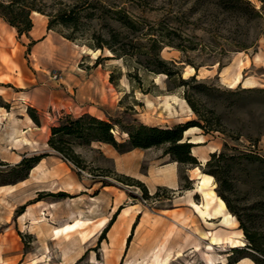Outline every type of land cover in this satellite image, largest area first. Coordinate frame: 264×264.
Masks as SVG:
<instances>
[{"label":"rangeland","instance_id":"obj_1","mask_svg":"<svg viewBox=\"0 0 264 264\" xmlns=\"http://www.w3.org/2000/svg\"><path fill=\"white\" fill-rule=\"evenodd\" d=\"M52 1L55 4L58 1L73 2ZM246 1L259 11L260 16L252 13L250 7L242 6L235 13H227L216 8L210 0L103 2L122 9L139 26V37L151 26H174L189 39L184 44L194 49L181 52L164 47L160 55L175 62L181 76L187 65L197 67L196 79L219 90L198 97V104L202 111L204 108L215 110L225 127L223 133L208 134L194 129L190 139L195 142L200 139L197 145L204 146L199 156L201 160L209 159L210 153L206 150L221 151L224 142L229 148L234 147V150L225 149L234 157L220 163L222 186L219 188L213 178V192L221 198L217 193L220 190L244 220L257 216L250 227L264 231L263 213L257 211L258 202L264 199V162L250 161L241 156L243 152L252 150L264 158V95L246 93L237 105L229 106L232 98L224 92L264 89V0ZM31 19L35 28L47 26L45 15L32 16ZM110 22L82 20L81 25L99 29L98 26H106ZM51 36L54 39L48 45L49 39L43 41V37L18 38L15 30L0 19V264H34V260L39 261L37 264H146L150 252L157 248L163 250L162 259L181 252L178 260L167 264H226L230 251L235 248L228 242L215 245L206 252L207 240L200 241L187 233L169 239L170 230L163 234L157 232L154 238L140 237L137 240L134 231L139 223V211L144 214L142 226L145 231L156 229L162 232L164 228L158 224V215L170 207L174 192L160 188L157 196H153L154 193L150 194L148 190L144 194L140 187L125 184L130 182H120V174L114 170L113 163L104 157L102 150L94 147L95 144L76 149L86 162V170L76 172L69 164L50 157L35 174L29 171L26 179L15 181L18 175L10 172L9 168L23 156L49 151V127L56 125L62 115L90 113L100 119L119 122L122 129L136 122L163 125L172 124L179 118L183 122L197 119L180 100L187 87L172 90V102H165L167 89L173 88L166 76L147 74L133 58L105 59V50L95 65L96 59L74 47L56 31ZM253 39H256L255 44L248 49L235 47L248 45ZM32 40L35 43L31 45ZM110 72L113 73V83L109 82ZM134 74L137 77L134 78ZM77 77L85 81L90 78V83L80 92ZM28 107L36 110L40 126H36L27 115ZM13 132L16 135L10 141ZM113 134L117 141L126 138L118 128H114ZM22 135L33 144L24 146ZM252 140L256 141L254 146L251 145ZM157 150L161 152L159 149L150 152ZM142 164L144 167L145 163ZM185 169L192 168L179 165L182 175ZM190 175L194 177L192 184L196 185L195 173L191 171ZM98 180L113 185L101 187ZM191 197L195 202L201 201L199 194L193 193ZM43 209L51 210L49 220L56 224L71 223L74 219L90 224L57 239L46 238L42 230L27 227L21 216L26 210L27 216L37 215L38 220H43L47 215L43 214ZM124 209L127 212L124 213ZM117 211L114 222L103 232ZM226 212L229 211L226 209ZM229 213L234 219L231 226H222L219 219L207 223L195 214L193 219L201 226H198V234L211 231L223 241L228 238L237 240L242 230L236 216ZM102 220H106L104 227H97ZM128 225L129 231L125 233ZM89 232L95 234L84 243L83 235ZM190 240L193 247L186 249ZM239 241L236 248H246L244 236ZM195 246L199 248L197 251H194ZM232 258H237V255ZM237 264L256 263L243 258Z\"/></svg>","mask_w":264,"mask_h":264},{"label":"trees","instance_id":"obj_2","mask_svg":"<svg viewBox=\"0 0 264 264\" xmlns=\"http://www.w3.org/2000/svg\"><path fill=\"white\" fill-rule=\"evenodd\" d=\"M67 4L65 2L52 0H0V19L9 27L13 28L18 38L25 36L29 38V31L33 23L31 13L37 12L48 18L46 29L56 31L66 40L79 46H85L91 50H100L102 53L105 49L111 53L105 59H126L133 58L147 74L160 75L164 74L168 82L172 83V89L168 88L167 93L177 88H185L182 93L183 99L190 110L196 115V120H188L176 123L171 126L146 125L142 122L127 124L126 129H122L119 122L105 120L96 117L90 113H83L78 116L65 114L58 118L57 124L49 127V136L47 147L49 151L23 156L16 164L9 168L10 172L18 176L16 182L24 180L28 172L43 158L54 154L62 161L69 164L71 169L80 172L87 169L85 160L76 152L79 148H88L93 144H106L111 146L117 153L123 154L134 149H159L161 157L167 156L171 162L178 165H189L191 168L203 167L202 172L211 175L218 186L220 182V163L226 158L233 159V154H228L225 149L234 150V147H228L224 142L223 149L219 152H212L209 159L204 165L192 155L191 148L195 144L184 139V132L189 128L196 127L203 131L204 134L211 132L223 133L224 125L221 122V116L215 113L212 108H204L202 111L198 104V97L208 95L209 93L218 92L219 90L207 82L196 79V74L183 78L180 74L179 67L173 61L165 60L161 57L160 52L164 47H172L181 52L187 49H194L184 44L189 41L183 36L182 31L174 26H151L149 31L141 33L139 37V26L128 17L122 9H116L104 0H72ZM216 8H220L227 13H235L238 7L249 8L256 16H260L246 0H210ZM58 5V6H56ZM82 20L86 21H111L106 26H82ZM116 24L117 26H114ZM141 31V30H140ZM181 31V32H180ZM144 40V41H142ZM253 39L250 44H239L237 49L245 50L255 44ZM35 41H31V45ZM100 56L96 58L95 65H98ZM197 70V67H193ZM131 77V75H129ZM133 77H137L135 74ZM113 73L109 74V82L113 83ZM140 81V80H139ZM229 96V106H235L246 93L256 92L264 95V89H241L237 91H224ZM145 93H149L146 91ZM223 95V94H222ZM205 107V106H203ZM27 115L31 121L40 126V119L36 110L28 107ZM118 128L126 134V138L117 141L114 137L113 130ZM255 140L251 145L254 146ZM241 156L254 162H264L252 150L243 152ZM6 165V164H5ZM179 177L182 181V189H190L192 182L181 174ZM120 182L128 185H135L141 188L144 194H147L146 186L139 180L129 176L120 175ZM101 187L112 186L110 182L98 180ZM160 188L157 189V191ZM157 191L153 196H157ZM218 195L224 201L226 209L236 216L239 222V228L246 239V248H232L231 255L226 264H235L243 258H250L256 264H264V231H256L250 227L256 221L257 216L244 220L238 212L234 210L227 198L220 190ZM258 212L263 213L261 218L264 219V199L258 202ZM109 220L103 232L114 222L115 216ZM249 224V226H248ZM130 240L128 237L127 243ZM237 258L233 259L234 255ZM233 259V261H231ZM219 264V263H215Z\"/></svg>","mask_w":264,"mask_h":264},{"label":"crops","instance_id":"obj_3","mask_svg":"<svg viewBox=\"0 0 264 264\" xmlns=\"http://www.w3.org/2000/svg\"><path fill=\"white\" fill-rule=\"evenodd\" d=\"M51 33H53V31L52 30L47 31L46 26H38L37 28L33 26L31 30L29 31V36L33 37L34 39L43 37L44 38L43 41L44 40L46 41L49 39V42L46 43L48 45L50 44L51 40L53 41L54 39L53 36H51ZM23 37L25 36L23 35ZM90 78H88L87 81L82 80L80 77L78 78L77 86H78L79 92L82 91V89L87 87V85L90 83ZM166 94H167L166 96L167 98H165V101L171 103L172 102L171 96L173 94L172 93H166ZM180 100L183 101L182 105L188 109L185 101L181 98ZM183 121L184 120L182 118H179L176 121H174L172 124L160 125L158 123H152V125L171 126L176 123H181ZM194 129H198V128L192 127V128H189L187 131H185L184 139L188 140L192 144H195V146L191 148V151H194V152H191V153L201 163V158L199 156L201 155V153H203L204 150H202V148L204 146L197 145L198 143H200L199 142L200 139H197L196 142L190 139L191 131H193ZM201 136L203 137V135ZM14 137L11 138L10 136L11 138L10 141H12ZM95 145L96 146L94 147L103 151V155L106 159L111 160V162L113 163V168L117 173H119L120 175L129 176L131 178L141 181L146 186L150 194L155 193L158 188H162V189L164 188V189H168L174 192V198L170 202V207L164 210H161V214L158 215L159 217L158 224H160V226H163L164 228L162 232L157 231L156 229L145 231L142 226L143 224L142 220L144 218V214L142 210L139 211V223L136 226L135 231H134V235L137 240L140 237L154 238L157 235V232L163 234V232L170 230L171 232L168 235L169 239L178 238L180 237V235H182V233H187L189 235H194L195 238H197L200 241H203V242L206 241L205 239L202 238V233L201 235L198 234L200 233V229L198 228V226L199 227L201 226L199 223H196L195 220L193 219V216L196 213L192 212L193 210L190 207V199H189L188 192H191L195 188L196 185L192 184L190 189L181 188L182 181L179 177V165L176 162H171L167 156L161 157V152L158 150L150 152L153 150L152 148L146 149V150L134 149L129 152L119 154L109 145H106V144H95ZM214 150L215 149L210 150V151L206 150V153H212ZM50 157H54L58 159L61 163L67 164L55 155L47 156L41 159L37 164H40V163L45 164L46 161H48L46 159ZM159 160H161V162H159ZM142 163H145L144 167H142L143 165ZM56 171H58V169H56ZM191 171H193V168L191 170L185 169L184 174L190 181H193L194 177L190 175ZM41 211L43 212V214L47 213V215H45L44 216L45 218L41 222H39L37 225H32L30 224V222L32 221V219H38L37 215L27 216V213L25 210L23 215H21L24 224L25 225L27 224V227H30V228L35 227V228H38L39 230H42L44 232L45 237L51 238V239H57L60 236L68 235L70 233L75 232V231L62 232L60 236H58L57 238H53L55 228H58L60 230L70 223L64 222L61 224H56L49 220V217L51 216V210L43 209ZM52 219H53V216H52ZM75 220H78V219L72 220L71 224H73ZM191 227H194V229L196 230H194ZM129 228H130V225L125 227V230H124L125 233H128ZM192 247L193 246L191 245V240H190L189 245L186 247V249H190Z\"/></svg>","mask_w":264,"mask_h":264},{"label":"bare ground","instance_id":"obj_4","mask_svg":"<svg viewBox=\"0 0 264 264\" xmlns=\"http://www.w3.org/2000/svg\"><path fill=\"white\" fill-rule=\"evenodd\" d=\"M39 15L42 16L41 14H39L37 12L31 13V17L32 16H39ZM71 44L74 47L80 48L83 53H85L87 55H91L94 59H96L101 54L100 50H91L85 46H78L73 42H71ZM105 52H106L105 56H111V53L108 50L105 49ZM194 74H196V71L193 69V67L187 65L184 73L182 74V77L188 78L189 76L194 75ZM160 76H165V75L160 74ZM230 78H232V77H230ZM224 80L228 81V79H224ZM188 109H189V107H188ZM189 111H191V110L189 109ZM193 128H196V127H193ZM14 135H16V132H13L11 134V138L14 137ZM29 140L26 138L25 135H22L23 145L31 146V143L33 144V142H30ZM191 152H194V151H191ZM205 162H206V160H201L202 165H204ZM42 167H43L42 163L36 164L30 170V172L34 174L35 172L40 170ZM193 172L195 173V177L197 179V184L191 192H188L189 199H190V207L192 208L193 212L196 213L199 216V218H201L203 221H205L207 223H210L208 221L219 219L222 226L234 225V219H233L232 215H230L229 212H226V206H225L224 201L221 198H219L217 195H215L213 192V187H214L213 177L211 175H208V174L201 172L199 170V167H194ZM193 193L199 194L201 196L200 202H195L192 199L191 196ZM125 212H127V209L124 210V213ZM41 221L42 220L32 219L30 224L37 225ZM88 224H90V222H86V221L81 220V219L75 220V222L73 224H71V223L67 224L63 229L59 230L58 228H55L53 238H57L58 236H60V234H62V232H72V231L81 230V229H83V227H85ZM105 224H106V220H102L96 226L99 228H102V227H104ZM93 235H94L93 232H89L87 234H84L83 235V242L84 243L87 242ZM238 237L239 238L237 240H234V241H232L230 238L223 241V240H221V238L217 237L216 234L212 233L211 231L202 233V238L208 241L207 245H206L207 246L206 252L208 250H211L213 246L218 245V244H222L223 242L230 243L231 247H237V246H239V243H240L239 239L243 237V234L239 233ZM198 249H197V246L194 247V251H197ZM162 252H163V250L161 248L153 249L149 254V258H148L146 264H167L168 261H175L176 259L178 260L182 255L180 252H177L172 257L168 256V257L162 259L161 258ZM209 261H210V263H212L213 260H211L209 258ZM38 262H39L38 260L33 261L34 264H37ZM126 263H128V261H126ZM235 264H237V263H235Z\"/></svg>","mask_w":264,"mask_h":264},{"label":"water","instance_id":"obj_5","mask_svg":"<svg viewBox=\"0 0 264 264\" xmlns=\"http://www.w3.org/2000/svg\"><path fill=\"white\" fill-rule=\"evenodd\" d=\"M202 165V164H201Z\"/></svg>","mask_w":264,"mask_h":264}]
</instances>
